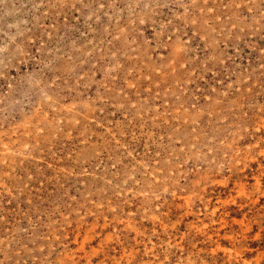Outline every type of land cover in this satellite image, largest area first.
<instances>
[{
	"label": "rangeland",
	"instance_id": "1",
	"mask_svg": "<svg viewBox=\"0 0 264 264\" xmlns=\"http://www.w3.org/2000/svg\"><path fill=\"white\" fill-rule=\"evenodd\" d=\"M0 264H264V0H0Z\"/></svg>",
	"mask_w": 264,
	"mask_h": 264
}]
</instances>
